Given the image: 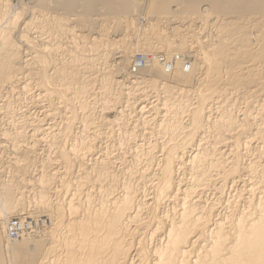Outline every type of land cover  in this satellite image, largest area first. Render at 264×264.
Segmentation results:
<instances>
[{
    "label": "bare ground",
    "instance_id": "6f19581e",
    "mask_svg": "<svg viewBox=\"0 0 264 264\" xmlns=\"http://www.w3.org/2000/svg\"><path fill=\"white\" fill-rule=\"evenodd\" d=\"M0 264H264V0H0Z\"/></svg>",
    "mask_w": 264,
    "mask_h": 264
},
{
    "label": "rangeland",
    "instance_id": "374dc122",
    "mask_svg": "<svg viewBox=\"0 0 264 264\" xmlns=\"http://www.w3.org/2000/svg\"><path fill=\"white\" fill-rule=\"evenodd\" d=\"M137 57V58H136ZM136 62H137V66L141 67L143 65V60H142V56L141 55H136L135 56Z\"/></svg>",
    "mask_w": 264,
    "mask_h": 264
}]
</instances>
